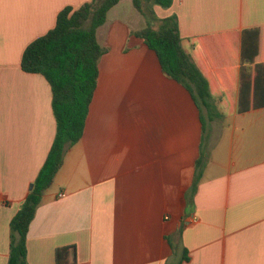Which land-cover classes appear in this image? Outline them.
<instances>
[{
  "label": "crops",
  "instance_id": "obj_1",
  "mask_svg": "<svg viewBox=\"0 0 264 264\" xmlns=\"http://www.w3.org/2000/svg\"><path fill=\"white\" fill-rule=\"evenodd\" d=\"M89 1L0 0V264L56 130L50 85L21 69L22 53L63 7ZM121 1L96 31L105 52L83 135L29 224L27 263L55 264L56 249L70 246L71 264H264V106L236 109L240 67L249 66L242 32L264 33V0L153 5L194 42L186 50L211 82L213 119L134 34L145 17L113 12Z\"/></svg>",
  "mask_w": 264,
  "mask_h": 264
},
{
  "label": "trees",
  "instance_id": "obj_2",
  "mask_svg": "<svg viewBox=\"0 0 264 264\" xmlns=\"http://www.w3.org/2000/svg\"><path fill=\"white\" fill-rule=\"evenodd\" d=\"M120 0H91L73 8L63 7L55 25L45 34L32 40L24 49L21 69L44 76L52 92V112L56 122L53 142L40 167L32 187L9 223L10 244L7 264H28L26 236L28 227L39 206L43 193L50 187L62 165L64 153L81 139L86 116L98 78V62L105 52L96 37V31L106 21L108 11ZM134 8L146 18V26L134 34L153 50L163 73L186 87L207 118L219 117L209 78L204 74L191 50V40L185 41L179 33L176 17L158 18L153 5L168 8L172 0H132ZM159 22L154 28L148 17ZM264 31V30H263ZM241 65L236 109L244 112L264 106V33L260 29L243 30ZM252 72H255L252 75ZM203 121V119H202ZM204 155L195 164L194 179L189 189L193 196L201 178ZM70 246L55 251V264L68 261ZM73 248V247H72ZM72 264H75L72 262Z\"/></svg>",
  "mask_w": 264,
  "mask_h": 264
},
{
  "label": "rangeland",
  "instance_id": "obj_3",
  "mask_svg": "<svg viewBox=\"0 0 264 264\" xmlns=\"http://www.w3.org/2000/svg\"><path fill=\"white\" fill-rule=\"evenodd\" d=\"M137 10L136 9H134V7H132V6H130V1L129 0H125V1H121L120 3H119V6H117V7H115V9L113 10V12H118L119 14H120V16L121 15H124V14H129V13H134L135 14V12H136ZM141 20L143 19V18H140ZM145 20H146V18H145ZM148 20H149V22L150 23H155V20H152V16L150 17H148ZM143 21V20H142ZM157 23H159V22H157ZM157 25V24H156ZM158 27V26H157Z\"/></svg>",
  "mask_w": 264,
  "mask_h": 264
},
{
  "label": "built area",
  "instance_id": "obj_4",
  "mask_svg": "<svg viewBox=\"0 0 264 264\" xmlns=\"http://www.w3.org/2000/svg\"><path fill=\"white\" fill-rule=\"evenodd\" d=\"M58 196H63V193L58 194Z\"/></svg>",
  "mask_w": 264,
  "mask_h": 264
},
{
  "label": "water",
  "instance_id": "obj_5",
  "mask_svg": "<svg viewBox=\"0 0 264 264\" xmlns=\"http://www.w3.org/2000/svg\"><path fill=\"white\" fill-rule=\"evenodd\" d=\"M32 187V184L30 185V188Z\"/></svg>",
  "mask_w": 264,
  "mask_h": 264
}]
</instances>
